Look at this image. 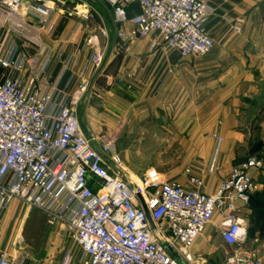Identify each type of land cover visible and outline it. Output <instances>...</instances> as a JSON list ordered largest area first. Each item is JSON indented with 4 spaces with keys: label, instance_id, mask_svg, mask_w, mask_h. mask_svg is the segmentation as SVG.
Segmentation results:
<instances>
[{
    "label": "built area",
    "instance_id": "2783aa9c",
    "mask_svg": "<svg viewBox=\"0 0 264 264\" xmlns=\"http://www.w3.org/2000/svg\"><path fill=\"white\" fill-rule=\"evenodd\" d=\"M213 1L109 0L119 37L132 41L155 33L153 47L184 57L214 47L208 28ZM62 2L0 0V222L14 200L41 210L49 224L65 223L79 245L80 264H212L192 247L213 222L232 248L222 264H263L257 251L244 247L248 219L242 210L260 188L264 159L233 165L211 192L201 175L192 174L188 185L153 170L127 177L112 140L98 150L86 134L76 113L79 91L69 93L49 80L42 35L54 32ZM133 3L138 10L130 14ZM31 45L34 54L28 53ZM80 58L81 49L72 64ZM213 136L219 146L223 138ZM71 262L68 251L61 264ZM0 264L21 261L1 252Z\"/></svg>",
    "mask_w": 264,
    "mask_h": 264
},
{
    "label": "crops",
    "instance_id": "0c3cea01",
    "mask_svg": "<svg viewBox=\"0 0 264 264\" xmlns=\"http://www.w3.org/2000/svg\"><path fill=\"white\" fill-rule=\"evenodd\" d=\"M87 3L94 6L90 0H63L54 14V32L42 35L50 57L49 80L69 93L79 91V120L99 148V140L119 130L129 116L154 114L189 127L187 160L160 171L184 174L175 179L184 185L189 175H201L205 190L214 191L233 165L246 160L242 150L252 127L264 126V0L213 1L208 28L214 47L208 54L186 57L176 49L153 47L155 33L125 41L103 7L108 21L99 23L90 19V9H80ZM34 45L28 53L36 52ZM80 49L79 62L72 64ZM214 133L223 138L219 146ZM123 168L125 174L130 171L124 161ZM68 251L71 264H80L79 245L65 223L49 224L41 210L19 200L11 203L0 222V254L21 264H61Z\"/></svg>",
    "mask_w": 264,
    "mask_h": 264
},
{
    "label": "rangeland",
    "instance_id": "374dc122",
    "mask_svg": "<svg viewBox=\"0 0 264 264\" xmlns=\"http://www.w3.org/2000/svg\"><path fill=\"white\" fill-rule=\"evenodd\" d=\"M90 1L94 2V6L87 3L85 6H81L80 9H90V12H92L90 19L94 23L107 22L108 18L105 12L110 17V21H114V10L109 0ZM75 105L79 118V100ZM155 117L153 114L147 119H140V116L134 118V120L130 116L124 118L120 129L109 137L104 136L99 140V145L112 140L122 160L130 167V171L126 172L127 177L138 179L145 170H153L154 175L162 179L175 180L184 177L185 175L182 173H162L160 170L169 171L177 165H182L187 160L184 155L189 143L184 139L189 127L175 124L170 118L160 119ZM252 132L251 140L242 150L243 155L246 159L251 157H262L264 159V126L255 125L252 127ZM209 161L213 163L215 158L212 157ZM258 193L256 200L261 203L258 205L259 207L254 205L257 201H253L254 203L250 202L245 210V216L248 219V230L244 247L257 251L261 255L264 264V180ZM20 203L23 204L21 201ZM231 249L222 240L218 227L211 222L192 247V252L196 256L201 255L212 264H222Z\"/></svg>",
    "mask_w": 264,
    "mask_h": 264
},
{
    "label": "trees",
    "instance_id": "16d2710c",
    "mask_svg": "<svg viewBox=\"0 0 264 264\" xmlns=\"http://www.w3.org/2000/svg\"><path fill=\"white\" fill-rule=\"evenodd\" d=\"M138 10V5L136 3H133L131 4L129 7H128V11L130 14H132L133 12L137 11ZM258 190L256 192H254L252 195H251V200L250 202L252 203L253 201H257V202H253L255 206L259 207L258 205H260V201L259 200H256V197L258 196ZM253 205V206H254Z\"/></svg>",
    "mask_w": 264,
    "mask_h": 264
},
{
    "label": "water",
    "instance_id": "95a60500",
    "mask_svg": "<svg viewBox=\"0 0 264 264\" xmlns=\"http://www.w3.org/2000/svg\"><path fill=\"white\" fill-rule=\"evenodd\" d=\"M92 144H93V146H94L96 149L100 150V148L96 146V144H95V142H94L93 140H92ZM138 196H139V198L141 199V201H142V203H143V207H144V209H145V211H146V213H147V216H148V218H149L150 224L152 225V227H155V223H154V221H153V219H152V217H151L150 211H149L147 205L143 202L142 197H141V194H138Z\"/></svg>",
    "mask_w": 264,
    "mask_h": 264
}]
</instances>
